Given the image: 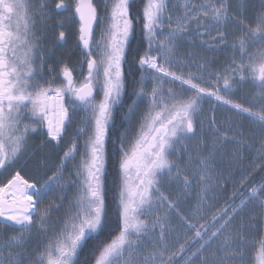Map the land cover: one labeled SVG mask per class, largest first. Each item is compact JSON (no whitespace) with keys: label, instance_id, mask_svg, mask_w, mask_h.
<instances>
[{"label":"snow or ice","instance_id":"1","mask_svg":"<svg viewBox=\"0 0 264 264\" xmlns=\"http://www.w3.org/2000/svg\"><path fill=\"white\" fill-rule=\"evenodd\" d=\"M130 7L131 0H105L101 16L93 0H75L74 13L54 22L70 12L65 0H40L38 7L0 0V172L35 159L37 173L30 182L17 170L0 186V228L12 229L0 237V264H264V179L234 190L221 208L211 203L222 187L216 161L225 145L236 146L235 156L255 151L254 168L264 163V0L252 21L233 14L231 0H183L171 11L169 0H146L139 37L141 17ZM73 23L80 59L70 66L54 59L67 41L55 30ZM197 41L207 51L230 52L223 71L203 56L179 53ZM126 72L140 74L130 89ZM142 106L129 138L131 129L121 132L115 115L123 110L126 122ZM79 111L85 116L69 135ZM244 119L259 147L243 138ZM33 134L38 145L30 143ZM107 138L114 139L121 173L115 235L103 180ZM193 140L190 150L186 142ZM249 175L242 174V187ZM71 187L78 195L53 220ZM57 188L59 202L38 208ZM250 206L260 208L258 217L245 218Z\"/></svg>","mask_w":264,"mask_h":264},{"label":"flooded vegetation","instance_id":"2","mask_svg":"<svg viewBox=\"0 0 264 264\" xmlns=\"http://www.w3.org/2000/svg\"><path fill=\"white\" fill-rule=\"evenodd\" d=\"M104 0H93V2L96 4V6L99 4H101ZM40 0H28V3L32 4L35 7H38ZM58 2V0H48V3L50 6H54V4ZM199 0H193L192 3H199ZM65 3L67 5L70 6V12H64L61 15H57L54 18V22H58L59 20L63 19L65 16L70 15L71 13H74V6H75V0H65ZM146 3V0H131V7H130V15L134 16L136 14H138L139 16H141L142 18V11H143V7ZM179 3H183V0H169V10H172V6L174 4H179ZM239 5V7H238ZM237 7L240 9V13H242L243 18L246 21H252L259 9V0H231V12L233 14H240L238 12ZM180 11H182V9L180 8H176L175 9V14H179ZM30 15L33 14L32 12L29 13ZM165 24H167V21L165 22ZM37 27H39V25H37ZM231 27V25L229 26ZM78 23H73L70 24L68 27L66 28H57L56 31V35L59 34V31H65L66 33V37H67V41L66 43L63 44L62 47L58 48L55 54V58H59L62 62H67L70 66L74 65L77 63V61L80 59V55H79V48L77 46V38H78ZM50 30H46L45 32V36L47 37L48 32ZM214 34V33H213ZM96 36H97V28H96ZM231 39V37H230ZM43 43H46L48 47L52 46V41L51 39H46L41 41ZM189 53V52H197L198 54H200L201 56H204L205 58H208L210 60H212L213 62V67L217 68L218 70H221L222 68H219L220 65L224 64L222 62V59L224 60L225 58H228V55H230V52H220V51H207L206 49H203L201 47H199V42L197 41V44L195 47H193L190 43H183L181 45V47L179 48V53L183 54V53ZM49 63H52V61H49ZM54 67L57 68V70H59V68L61 67L60 64H55L53 65ZM78 67V65H77ZM86 74V65H85V73ZM76 76H78L80 79H82V75L80 73H75ZM57 83H59V81H57ZM127 83V82H126ZM129 89L131 88V84H128ZM101 99L100 95L96 96V100L99 101ZM127 100H131L130 98H128ZM83 111H79L77 113H75V115L73 116L72 119V123L71 125H69L68 127V134L69 135H74L75 131L77 130L78 123L81 120L82 117H84L83 115ZM85 114V113H84ZM25 123H28L29 121H24ZM112 133V132H111ZM110 133V136H111ZM112 137V136H111ZM40 142V137L36 136V135H32L31 141L30 143H33L35 145H38ZM112 142V138H107L106 142H105V169H104V187H105V201H106V206L107 209L110 210L112 212L113 215H117V211H118V201H119V191H120V184H119V188H115L114 186H110L108 184V180H107V175L109 174L108 170H109V165H108V159H107V155H108V148L110 147V144ZM204 153H207V149L204 150ZM62 155V153H60ZM37 156H39V153H37ZM55 158V157H53ZM79 159V155L76 158V161L70 162L69 167L72 166V164L78 162ZM235 166L234 164H231V168H232V172H231V179L229 181L230 184V189H229V196L222 195V189L221 187L217 189L216 195H217V199L215 201H211V203H214L216 205V208H221L223 207L228 201L230 202L229 198L232 196L233 191H240L241 189L238 187V181H239V176H238V166H237V159H235ZM35 164H36V160L33 159L31 162H29L28 164H20L16 167H10L7 168L6 170H4L3 172H0V186H2L3 184L7 183V180L11 178L12 175L15 174V171L19 170L21 172V175L25 178V179H29L30 182H32V180L37 178V173L35 171ZM240 164V162H239ZM220 172V171H218ZM48 175H51V172H48ZM68 172H65V177H68ZM41 176L43 177L41 179V183H43V180L47 179V176H43V173H41ZM72 179H75V176L73 175ZM220 185H221V180H220ZM76 189L74 187H71L67 190V195L71 196L75 193ZM198 189L193 188L191 190V199L189 200L190 204H194L195 203V198H196V193H197ZM30 194H33L32 191L29 192ZM55 192H49L47 195H53ZM66 195V196H67ZM110 204V205H109ZM207 211V215L209 217H211V215L215 214L216 209H208ZM143 218V217H142ZM149 249H150V245H149Z\"/></svg>","mask_w":264,"mask_h":264},{"label":"rangeland","instance_id":"3","mask_svg":"<svg viewBox=\"0 0 264 264\" xmlns=\"http://www.w3.org/2000/svg\"><path fill=\"white\" fill-rule=\"evenodd\" d=\"M111 2H112V0H108L109 5L111 4ZM191 2H193V0H191ZM104 7H105V0L101 4H99V6L97 5L98 13L101 16L106 15L105 10H104ZM238 7H239V5H238ZM238 7H237V9H238V12L240 13V9ZM99 35H100V29H99V27H97V36H96L97 39L99 38ZM237 35H239V33H237ZM250 51L253 52V53L258 54V49L257 48H252V49H250ZM185 53H187V52H185ZM189 53H195L198 57L201 56L197 52H189ZM206 59H208V58H206ZM225 59L227 60L228 58H225ZM208 60H210V59H208ZM210 61H212V60H210ZM222 62L224 63L223 59H222ZM188 70L189 69H187V68L184 69V71H188ZM191 71L196 72V68L193 66L191 68ZM220 71H223V68ZM245 92L246 93H251L252 92V88H251L250 85H246L245 86ZM145 106H142L138 110L136 117H133L131 120L128 121V128L131 129V132L129 133V138H132V134L135 132L136 128L139 126V115H140V113H142L145 110ZM204 109H205V111H208L209 110V107H208L207 104L204 105ZM83 115L85 116L84 113H83ZM243 124H244V128H243L244 137L243 138L246 139L249 143L254 144L255 147H258L256 145V143H259L260 144V141L259 140H253V139H251V132H252V124H251V122L249 120H247V119H244L243 120ZM78 126H80V121L78 123ZM204 139H208V134L207 133L204 134ZM83 140H84V138L82 137L80 139V143L81 144L83 143ZM186 143L189 144L190 150H193L195 148V145H196V141L195 140H193V141H187ZM209 143H210V140H209ZM235 147L236 146L233 145V144H227L222 149V154L221 153H218L217 154V161H216L217 171H220V173H222V175H223V178L221 179L222 195H225L226 194L227 196H229V189H230L229 187H230V184H229V181H228L229 180L228 177L231 174V164L232 165L234 164V166H235V163L234 162H235V159H237V161H238V163H237L238 169H241V168H239V162L244 158V156L242 155V153L255 152L252 149L244 148L242 150L241 155L235 156L234 155V148ZM192 154L195 155V151H193ZM204 154L206 155L207 153H204ZM79 159H80V157H79ZM79 159H78V161H79ZM245 183H247V182H245ZM245 187L246 188H249V189L251 188L247 184L245 185ZM240 191H243V190H240ZM54 192L55 193L53 195H45V196H43L42 200L37 205V207L40 208V207L46 206L48 203L53 202V201H55V202L58 203L59 202L58 201V197L61 196L62 193L60 192V190L58 188L55 189ZM66 195L67 194L64 195V208H62L60 212L53 213V215H52V219L53 220H55L57 217H62L64 215V209L68 207L69 201L72 200V199H74L75 196L78 195V193H77V190H76L73 195H71V196H68V195L66 196ZM227 203H229V201ZM250 209L251 210L248 212L247 216L245 217L246 219L248 218V216H252V215H255L257 217L259 216V213H260V208L259 207H252V206H250ZM10 232H12V229L4 230V229L0 228V237H3L4 235H6L7 233H10ZM190 235H192V233H190ZM259 235L260 234H256V238L257 239L259 238ZM173 250H175V249H173ZM127 255H128V253L126 252V256ZM132 260L133 261L136 260L135 253L132 254Z\"/></svg>","mask_w":264,"mask_h":264},{"label":"trees","instance_id":"4","mask_svg":"<svg viewBox=\"0 0 264 264\" xmlns=\"http://www.w3.org/2000/svg\"><path fill=\"white\" fill-rule=\"evenodd\" d=\"M134 16H139L138 14L134 15ZM141 17V16H140ZM143 23V20L141 18L139 23H136V29H137V36L139 37L140 33H139V29L141 28ZM133 43H136V41L134 40ZM144 48H146V44L143 46ZM141 52H143V48L141 50ZM224 62L226 61V59L223 60ZM139 72H136L134 74V77L136 79H139ZM126 76V82L127 84H131V80L134 78L133 76L128 75V73H125ZM127 103H130L131 100H126ZM248 106V105H246ZM256 110V109H254ZM123 110H118L116 115H115V120H116V124L120 125V131L123 132L126 128H128V121H122L121 120V113ZM116 135L115 132L111 133V136L114 138ZM112 138V142L110 144V147L108 148V155H107V159H108V165H109V174L107 175V180H108V184L110 186H114L115 188H119V184L121 183V173L119 171V153L116 151V148L114 146V139ZM256 145L259 147V143H256ZM242 155L244 156V158L240 161L239 164V168L241 169H237L238 171V187L244 191L245 189V185L247 184L248 186L252 187L254 184H259L261 179H264V163H261V166L258 168H254V164L256 163H260L257 159H256V152H246V153H242ZM232 168H231V172H232ZM244 175H249V180L246 181L247 183H245V185L242 187L241 186V178H242V174ZM228 181H230L231 179V174L228 177ZM110 205V204H109ZM108 214L111 217L112 221H113V226H114V231L112 233V235H115L116 232L118 231V229H115V222L117 219V215H113L112 212L110 210H108ZM110 238V237H109ZM91 244V242H90Z\"/></svg>","mask_w":264,"mask_h":264},{"label":"bare ground","instance_id":"5","mask_svg":"<svg viewBox=\"0 0 264 264\" xmlns=\"http://www.w3.org/2000/svg\"><path fill=\"white\" fill-rule=\"evenodd\" d=\"M30 194V193H29Z\"/></svg>","mask_w":264,"mask_h":264}]
</instances>
